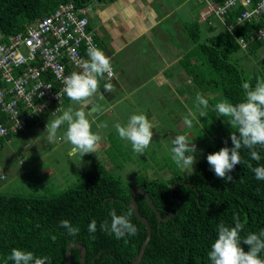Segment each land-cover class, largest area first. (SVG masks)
<instances>
[{"label": "trees", "instance_id": "obj_1", "mask_svg": "<svg viewBox=\"0 0 264 264\" xmlns=\"http://www.w3.org/2000/svg\"><path fill=\"white\" fill-rule=\"evenodd\" d=\"M212 1L220 3L224 0ZM66 2L89 7L92 0H0V33L6 39L9 35L25 31L27 25ZM242 9V6L235 8L227 18L228 23L235 24L232 33L218 29V20L211 25L202 22L199 11H196L191 20L185 22L187 42L194 46L181 59L186 75L199 89L220 92L233 104L245 98L244 82L255 87L258 79L264 80V40L255 39L245 49L238 42V38H249L264 24V11L257 20L237 24L236 19ZM238 51L244 53L243 58L253 61L252 66L259 62V68H245L239 56L233 58ZM39 118L29 119L26 129ZM225 131L220 136L214 135V130L213 136L201 135L204 154L196 161V168L190 174H185L168 156L157 161L167 174L151 176L146 170H140L135 173L134 182L130 183L120 171L125 165L115 162L114 153L110 151V167L106 162H99L94 170L79 173L77 180L62 190L53 191L50 186L42 189V185L40 188L34 185L28 192L0 191V264H12L8 256L13 248L47 256L51 264H66L68 246L74 242L85 245V264L131 263L147 235L145 224L129 205L134 187L149 193L163 217L172 213L169 219H160L146 197L137 193L139 210L152 227L151 239L137 264H212L209 252L218 238L221 223L235 226L233 217H238L244 224L242 238L264 231V180H258L253 171L255 167L264 166V147L253 149L260 154L259 161L252 159V150L242 147L243 163L230 173L232 179L218 178L208 164L207 156L225 146L232 147L231 134L235 129L229 126ZM12 136L10 134L7 139ZM5 143L7 140H2V145ZM108 150L107 147L106 152ZM144 155L143 159H146ZM143 159L141 166L151 165L150 161L143 162ZM113 208L117 214L132 208L130 219L138 229L136 235L117 239L114 234L100 230L99 226L105 221L110 225ZM65 219L79 228L77 235H70L61 227L60 222ZM92 220L97 222L95 233L88 231ZM242 246L248 250L247 245ZM71 252V263L81 264L79 248L74 246ZM260 256L264 258V252Z\"/></svg>", "mask_w": 264, "mask_h": 264}, {"label": "rangeland", "instance_id": "obj_2", "mask_svg": "<svg viewBox=\"0 0 264 264\" xmlns=\"http://www.w3.org/2000/svg\"><path fill=\"white\" fill-rule=\"evenodd\" d=\"M98 8V1L93 0L89 9L91 17L97 15ZM161 27L163 31L165 29L169 31V34H167L168 44L164 47L168 48L169 46V51L164 52L174 57L173 51L178 49L179 46L181 50L187 45L185 40L186 33L182 34V31H178L175 25L169 26L163 24ZM203 30H205V27H203ZM182 37H185V39H181ZM189 45L194 46L192 42ZM145 48H147L145 58L139 61L141 67H130V80L127 81L129 83L128 96L126 95L125 98L121 99L120 94L122 93L118 94V104L115 103L113 105L109 117H107L108 115L101 116L100 122L97 121V124L89 118L92 121L93 131L98 132L102 137L97 153H88L83 155V157L79 153H72L71 145L64 138L66 125L58 130L53 143L44 146L43 139L48 136V134H45L47 125L44 126V123L48 124L55 116H43V119H38L25 132L22 131L19 134L13 135L9 143L0 146V173L4 172L6 175L5 179H0V191L28 192L31 186L34 185L39 188L42 185V189L50 186V190L53 189V191L62 190L73 184L77 180L79 173L94 170L99 162H106L107 166L110 167V151L114 153L113 159L115 162L125 165L120 171H122L125 179L130 183L134 182L135 173L140 170H146L151 176H157L162 173L167 174L165 169L162 170L159 167L157 161L164 160L168 156L172 159L171 148L173 147L172 140L175 135H186L190 144L196 146L197 151L195 155L197 161L204 154L201 135L208 134L211 136L214 130V135L220 136L225 134V129L229 128V126L232 129L231 124L228 123V119L224 116H219L215 109L217 103L226 100L220 92H207V90L199 89V86L194 84L193 79L186 75L181 61L179 65L168 68L171 81L168 78H166V81H162L163 76L160 75L157 80L152 79V76L157 72L158 66L166 65L170 57L169 55L163 56L160 62H153L146 58L149 51L152 52V47L146 45ZM125 52L120 53L116 60L118 61L119 57L124 59ZM180 55L182 58L185 53L180 51ZM238 56L240 57V51L236 52L233 58H237ZM240 58V60H243L242 64L245 68L250 69V67H253V61L247 58ZM137 59L135 58L133 61L136 62ZM119 63L120 61H118ZM145 63L148 64L145 65ZM204 70L207 76V67ZM136 78L138 80L139 78H144L143 86L139 89L137 88L139 84H137L138 80H135ZM104 88H106V85L102 86V89ZM197 93L202 94L209 100L207 109L197 108ZM100 100L103 103L106 102V99L101 96ZM65 102L66 108L71 107L74 111L82 108L85 111L83 106L70 99L65 100ZM103 103H99L101 104L100 108L103 106ZM104 105L107 104L104 103ZM211 110L214 113H210ZM201 111H204V116H201ZM140 113L146 115L157 124L153 129V140L146 150L148 153L145 151L143 154L132 151L131 144L126 140H122L115 128L116 123L126 124L132 115ZM191 114H194L195 119H193V126L188 127L185 124V118L192 119ZM41 122H43V127L39 126L42 124ZM107 147L110 149L108 152H106ZM144 154H146V159H143ZM142 159L144 160L143 162L150 161L151 165L148 167L141 166ZM127 161L130 162L127 163ZM193 168L195 170L196 163ZM184 172L185 174H190L187 171Z\"/></svg>", "mask_w": 264, "mask_h": 264}, {"label": "clouds", "instance_id": "obj_3", "mask_svg": "<svg viewBox=\"0 0 264 264\" xmlns=\"http://www.w3.org/2000/svg\"><path fill=\"white\" fill-rule=\"evenodd\" d=\"M89 59L82 65V71L73 72L63 78V92L67 97L77 104H84L99 91V79L107 75L114 79L116 73L113 71L110 58L98 47L90 46L87 50ZM242 88L245 90V98L239 103L233 104L227 100H222L215 105L219 116L228 119L235 131L231 134L232 147H223L219 151L210 153L207 162L214 171L216 177L223 180H231L230 173L238 164H242L241 148L252 150L251 157L259 161L260 154L253 150L257 146L264 147V80H257L255 87L244 82ZM110 91L111 89H106ZM197 108L207 109L209 100L202 94H196ZM59 111V108L56 110ZM55 111V112H56ZM201 111V116H204ZM185 118L188 127L193 126V119ZM89 114L82 108L73 110L69 107L63 110L62 114L55 116L48 122V139L53 140L59 129L66 125L64 132L65 140L71 145L72 153H79L82 157L88 153H97L102 139L98 132L92 129V121ZM155 122L146 115L134 114L126 124L116 123L115 128L122 140L131 144L135 153L143 154L150 146L153 136ZM171 148L173 162L184 171L191 173L196 163V146L190 144L188 137L184 134H177L172 140ZM252 167L251 164L248 165ZM258 180H264V166L253 169ZM133 215L132 208L123 214H117L115 208L110 211L111 222L102 223L99 227L102 231L114 234L117 239H122L127 235H136L137 227L131 222ZM235 226H226L221 223L218 226V238L211 245L209 258L212 264H264V258L260 253L264 252V231L259 234L251 233L241 237L244 228L238 217H233ZM70 235H77L79 228L74 227L69 220L60 222ZM97 222L92 220L88 226L89 233H95ZM55 239V236L52 237ZM247 245L248 250L242 246ZM12 264H51L49 257L37 256L32 251H25L20 248H13L8 256Z\"/></svg>", "mask_w": 264, "mask_h": 264}, {"label": "built area", "instance_id": "obj_4", "mask_svg": "<svg viewBox=\"0 0 264 264\" xmlns=\"http://www.w3.org/2000/svg\"><path fill=\"white\" fill-rule=\"evenodd\" d=\"M201 2L204 7L200 20L209 25L218 20L231 33L235 24L228 23L227 18L235 8L243 7L237 24L257 20L264 11V0ZM89 25V7L66 2L27 25L25 31L6 39L0 33V146L4 139L10 142L7 139L10 134L24 132L29 119L41 117L47 111L56 115L63 111L67 96L63 92V78L82 71L83 63L89 59L90 46L103 51ZM255 39L264 40V24L249 38H238V42L245 49ZM105 55L116 73L111 55ZM105 78L113 80L107 75ZM5 177L4 172L0 173L1 179Z\"/></svg>", "mask_w": 264, "mask_h": 264}, {"label": "crops", "instance_id": "obj_5", "mask_svg": "<svg viewBox=\"0 0 264 264\" xmlns=\"http://www.w3.org/2000/svg\"><path fill=\"white\" fill-rule=\"evenodd\" d=\"M97 1L99 5L97 15L93 16L95 19L93 21V17H91V15L89 14V27L90 29L95 31L97 39L101 44L103 51L106 54H110L112 59L114 60L117 79L120 86H109L105 77L100 78L98 93L90 98L86 103L80 104V106H83L85 108V112L89 114L88 118L93 120L95 124H97V121L100 122L101 116L103 117L105 115H108L107 117H109V113L112 112L111 109L113 108V105L115 103L118 104V94L122 93L120 94L121 99L125 98L126 95L128 96L129 83L127 81L130 80V67H141L139 61L145 58V52L147 49L145 48L146 45H150V47H152V52L149 51L148 55H146L147 59L152 60L153 62H160V59H162L163 56L166 57L167 55H169L170 57V60L168 61V63H166V65L158 66V68L156 69L157 72L154 76H152V79L157 80L158 76L160 75L163 76L162 81H166V78L171 81V79L169 78L168 68L171 66L175 67L179 65V62L181 61L180 59L183 58H181L180 51L186 53L189 51L190 47H192V45H189V43L187 42V30L185 29V22L191 20V17L195 15L196 11H199L200 16L201 10L204 7V4L200 6L201 0ZM194 5H196L195 8ZM217 23L219 25L218 29L225 30L220 21H218ZM163 24H167L169 26L175 25L178 31H182V34L186 33L187 45L184 46L181 50L179 46L178 49L173 51V53L175 54L174 57L164 52L169 51V46L168 48H164L168 44L167 34H169V31H167V29H165V31L162 30L161 26ZM181 39L184 40L185 37H182ZM139 42H141V44H139ZM122 52H125V56L124 59L119 57L118 61H120V63L118 64L116 58ZM243 56L244 53H240V57L243 58ZM135 58H138L136 62L133 61V59ZM147 64L148 63H145V65ZM253 67L259 68V62H255ZM143 79L144 78L139 80L138 78L135 79L138 80V89L143 86ZM158 83L160 82L158 81ZM104 85H106V88L102 89V86ZM108 88H110L111 90H106ZM100 96L106 99V102L104 103L107 105H104L102 100H100ZM66 102L64 103L63 110L68 109L65 107ZM99 103H103V106L101 108V104ZM60 114H62V111L57 115ZM43 116L53 117L56 116V114H51L50 112H48ZM43 116H41L39 120L43 119ZM41 123V125H37L43 127V122ZM45 125L47 124L44 123V126ZM156 125L157 124L155 123V127ZM45 134L47 135L48 132L45 131ZM43 142L44 146H48V144L54 142V139L50 141L47 136V138L43 139Z\"/></svg>", "mask_w": 264, "mask_h": 264}, {"label": "water", "instance_id": "obj_6", "mask_svg": "<svg viewBox=\"0 0 264 264\" xmlns=\"http://www.w3.org/2000/svg\"><path fill=\"white\" fill-rule=\"evenodd\" d=\"M106 81L109 84V86H113V87L120 86L117 78H115L113 80L106 79ZM137 193H142L146 197V199L148 200L149 204L151 205L152 208H154V210L156 211V213L158 214L160 219L167 220V219H169L172 216V213H171L168 216L163 217L161 215L159 209L153 203V200L151 199V197H150V195H149V193L147 191L143 190L140 187H134L131 190V200H130L129 205L134 208V212H135L136 216L139 218V220H141L145 224L146 230H147V235H146V238H145L144 242L142 243V245L140 247V250H139L137 256L129 264H137L138 262H140L142 260V257H143V254L145 252L146 246L149 243V241L151 239V234H152V227H151V224H150L148 218L146 216H144L139 210V205H138L137 198H136L137 197ZM74 246H77L79 248V250H80V253H81V264H85L86 247H85V245H83L82 243H79V242L71 243L68 246V249H67V252H66V264H72L71 263V254H72L71 249Z\"/></svg>", "mask_w": 264, "mask_h": 264}, {"label": "bare ground", "instance_id": "obj_7", "mask_svg": "<svg viewBox=\"0 0 264 264\" xmlns=\"http://www.w3.org/2000/svg\"><path fill=\"white\" fill-rule=\"evenodd\" d=\"M105 3V2H104ZM175 5V4H174ZM170 6V5H169ZM176 6V5H175ZM264 14V13H263ZM198 18V17H197ZM191 24V23H190ZM213 26V25H212ZM179 27V26H178ZM214 27V26H213ZM181 28V27H180ZM195 31V30H194ZM191 32V31H190ZM171 36V35H170ZM173 36V35H172ZM142 37V36H141ZM102 40V39H101ZM186 40V39H185ZM112 45V44H111ZM247 53V52H246ZM258 58V57H257ZM168 63V62H167ZM250 70V69H249ZM253 70V69H252ZM141 73V72H140ZM192 74V73H191ZM140 79V78H139ZM68 100V99H67ZM65 101V100H64ZM213 111V110H212ZM133 151V150H132ZM140 159V158H139ZM118 160V159H117ZM27 162V161H26ZM118 164V163H117ZM120 165V164H118ZM181 185V184H180ZM3 187V186H2ZM19 187V186H18ZM232 192V191H231ZM232 195V194H231Z\"/></svg>", "mask_w": 264, "mask_h": 264}]
</instances>
